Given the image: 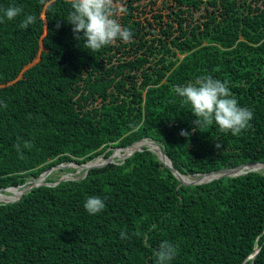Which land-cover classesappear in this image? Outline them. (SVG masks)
<instances>
[{
  "label": "trees",
  "instance_id": "obj_1",
  "mask_svg": "<svg viewBox=\"0 0 264 264\" xmlns=\"http://www.w3.org/2000/svg\"><path fill=\"white\" fill-rule=\"evenodd\" d=\"M133 1L121 17L113 5L131 40L91 52L66 20L71 0H0V189L146 137L189 176L264 162V0H167L170 18L147 22ZM10 6L23 8L11 21ZM207 76L253 111L239 135L195 127L175 93ZM94 196L105 208L93 215ZM164 241L177 248L169 264H264V168L180 185L144 147L0 202V264H157Z\"/></svg>",
  "mask_w": 264,
  "mask_h": 264
},
{
  "label": "clouds",
  "instance_id": "obj_2",
  "mask_svg": "<svg viewBox=\"0 0 264 264\" xmlns=\"http://www.w3.org/2000/svg\"><path fill=\"white\" fill-rule=\"evenodd\" d=\"M43 3L44 0H41ZM72 11L66 20L73 25V33L77 40H84V47L91 52L99 51L103 47L113 44L120 39L129 42L132 33L123 28L113 18V0H71ZM23 13L22 7L10 6L4 10V16L11 21ZM3 17H0V23ZM36 22V16L25 15L19 27L28 29ZM60 24H57V28ZM82 33V35H81ZM175 93L184 98L185 104H190L195 116V127L204 128L214 122L222 132H231L239 135L242 130L250 127L253 111L238 105L237 99L232 95L227 82L213 79L211 76L198 78L195 83L186 86H177ZM131 127V126H130ZM181 135L189 133L182 130ZM221 145L217 144V148ZM89 214H97L105 208L100 197H89L84 205ZM121 239L126 233L121 232ZM177 248L168 241L161 243L157 252V264H169L175 258Z\"/></svg>",
  "mask_w": 264,
  "mask_h": 264
},
{
  "label": "water",
  "instance_id": "obj_3",
  "mask_svg": "<svg viewBox=\"0 0 264 264\" xmlns=\"http://www.w3.org/2000/svg\"><path fill=\"white\" fill-rule=\"evenodd\" d=\"M143 140H150L151 142H153V144L155 145V147H150L149 145H143V146H138L136 148H134L133 151H131L129 154H127L124 158H122V160L120 162H124V160L132 155L135 151H138V150H144V147H147L148 149H150L151 151H153L154 153H156L158 155V157L173 171V173L175 174V176L179 179V184H201V183H205V182H208V181H211L213 179H216V178H221V177H224V176H237V175H240V174H244V173H247L249 171H253V170H261L264 168V162H259V161H253V162H246V163H242V164H239V165H236L234 167H228V168H222V169H219V170H214V171H209V172H206V173H195V174H192V176H195V175H199V176H206V178L204 179H201V178H196V179H185L183 177L184 176H188V175H185L183 173H181L179 170H177L175 168V166L173 165V162L171 160V158L169 157V155L165 152V150L163 149V147L155 140L153 139H150L148 137L146 138H142L138 141H135L134 143L128 145V146H125V147H118V148H122L125 149V148H128L130 146H133L135 145L136 143L140 142V141H143ZM117 147H114V148H111L112 149V153L105 158L104 161H101L99 163H91L92 161L94 160H89V161H86V162H83V163H78V162H75V161H71V162H66V163H60V164H57L49 169H46L45 171H43L39 176H37L36 178H33L31 179L30 182H26L25 184H22V185H16L14 187H22L24 189L23 193L31 190L32 188L36 187V186H40L42 184H57L58 182L62 181V180H67V179H76V178H72L70 176H61L60 178H58L55 182L51 183V182H36L35 180L40 178L43 174H47L49 175L51 173L52 170H54L55 168L56 169H60V168H63V167H73V168H77L79 167L76 172L82 168L84 169V176L88 173L89 169L90 168H93V167H101V166H104L105 164L107 163H110V162H116L113 158V155H114V152H115V149ZM98 157H96L95 159H97ZM167 160H169V162H167ZM255 165H259V166H255ZM255 166V167H254ZM82 176V177H84ZM10 187H13V186H10ZM8 187H3L1 188L0 190H4ZM22 193V194H23ZM21 194V195H22ZM21 196H19L18 198H16L15 200H9V201H4V202H11V201H16L20 198ZM259 249L256 250V252L252 255H250V258L254 257L255 254L258 252ZM245 263V262H244ZM243 263V264H244Z\"/></svg>",
  "mask_w": 264,
  "mask_h": 264
},
{
  "label": "rangeland",
  "instance_id": "obj_4",
  "mask_svg": "<svg viewBox=\"0 0 264 264\" xmlns=\"http://www.w3.org/2000/svg\"><path fill=\"white\" fill-rule=\"evenodd\" d=\"M166 1L167 0H134L133 3L135 5H138V8L135 9L133 11V13L135 15H137L136 18H141L144 20V22H147L149 20H153V21H156L155 17H154V14L155 13H163V18L164 20H167L169 19V11L170 9L167 8L168 6H166ZM113 5L116 6L118 9H117V15L118 17H121L124 13H125V10L124 8L127 7L128 5V0H113ZM200 16V12H198L197 14H195V17H199ZM115 17V15L113 16V18ZM120 20V18H119ZM127 57V55H123V58ZM38 59V58H37ZM36 59V60H37ZM127 148L123 149L122 148H116L115 149V152H114V155L115 154H119V156L122 155V153L126 150ZM117 155H113L114 157V160L116 162H119L122 160V158H119V156ZM99 157H103L104 159L106 158L105 155H100L98 156ZM79 167L75 168L76 170L78 169ZM67 168H60V169H54L51 171V173L48 175L49 176H52L54 178H60L61 176L65 175V174H70L69 176L72 177V178H78V177H82L84 176L85 172H84V169L80 168L77 172L76 170L75 171H68L66 170ZM46 181V180H45ZM0 202H4V201H0Z\"/></svg>",
  "mask_w": 264,
  "mask_h": 264
},
{
  "label": "bare ground",
  "instance_id": "obj_5",
  "mask_svg": "<svg viewBox=\"0 0 264 264\" xmlns=\"http://www.w3.org/2000/svg\"><path fill=\"white\" fill-rule=\"evenodd\" d=\"M142 145H149L150 147H155V145L153 144V142H151L150 140H143V141H140L138 143H136L135 145L133 146H130L128 147L123 153L121 156H119V158H124L127 154H129L132 150H134V148L138 147V146H142ZM115 154V155H117ZM114 155V156H115ZM113 156V157H114ZM105 159L103 157H99L97 159H94V161H92L91 163H99L101 161H104ZM167 162H169V160H167ZM255 166H259V165H255ZM254 166V167H255ZM70 174H65L63 176H69ZM47 174H43L40 178L36 179L35 181L36 182H44L46 179H47ZM183 177L185 179H196V178H201V179H204L206 178V176H199V175H195V176H184ZM24 189L22 187H15V188H8V189H4L3 190H0V201H9V200H14L16 198H18L19 196H21V194L23 193ZM19 193V194H18ZM18 194V195H17ZM10 195V196H9ZM7 196H9L8 198H6ZM6 198V199H5Z\"/></svg>",
  "mask_w": 264,
  "mask_h": 264
}]
</instances>
